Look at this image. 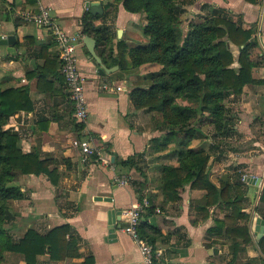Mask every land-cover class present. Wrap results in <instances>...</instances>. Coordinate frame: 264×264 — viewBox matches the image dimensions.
Instances as JSON below:
<instances>
[{
  "label": "crops",
  "instance_id": "0c3cea01",
  "mask_svg": "<svg viewBox=\"0 0 264 264\" xmlns=\"http://www.w3.org/2000/svg\"><path fill=\"white\" fill-rule=\"evenodd\" d=\"M203 3L232 11L234 20L240 18L244 27L253 28L260 40V54H264V0H184L182 8L189 21H202ZM40 5L50 7L67 31L83 35L78 60L86 78L89 115L82 124L74 118L66 83L50 73L60 72L51 31L20 15L22 10ZM87 12L98 15L94 23L108 29L101 43L82 32L88 23L83 20ZM145 23V12L128 11L122 2L113 0H0V86H28L33 101L32 110L12 116L7 127L21 133L25 151L52 158L51 168L57 167L60 173L58 185L45 174L21 175L17 183L27 191V198L15 201V218L43 232L69 223L80 237L83 255L93 254L95 264H144L136 241L123 231L126 219L122 210L147 197L149 206L155 208L145 209L141 220L148 222L149 231H161L154 243L158 264H227L232 258L229 241L208 230L229 209L222 203L209 206V215L204 218L197 206L205 190L192 189L189 184L179 200L164 201L162 165H176V146L168 140L160 116L135 108L131 98L135 87L150 86V73L159 71L161 65L154 62L123 68L118 62L120 41L130 46L148 42L143 33ZM86 37L96 40L95 51L111 71L100 72L101 64L89 51ZM230 46L237 57L238 48ZM44 65L49 68L46 79L54 82L53 90L40 87L38 72L30 76ZM252 75L257 82L246 84L240 94H230L225 100L232 133L216 134L214 126L206 123L191 141V147L209 152L208 171L217 185L221 181L240 183L244 190L242 211L249 213V219L239 222L249 225L253 241L238 252L234 264L264 258L259 245L264 225L257 222L264 220V204L258 206L264 188V63L254 67ZM78 138L88 139L99 153L84 159L81 148L73 144ZM154 138L167 139V146L160 148ZM136 154L142 171L117 162L118 157ZM125 173L134 181L119 185L115 178ZM257 177L262 178L260 183Z\"/></svg>",
  "mask_w": 264,
  "mask_h": 264
},
{
  "label": "trees",
  "instance_id": "16d2710c",
  "mask_svg": "<svg viewBox=\"0 0 264 264\" xmlns=\"http://www.w3.org/2000/svg\"><path fill=\"white\" fill-rule=\"evenodd\" d=\"M113 1L122 2L128 11L146 14L143 33L148 42L130 46L124 40L120 41V65L123 68H136L154 62L161 65L159 71L150 73L148 88L135 87L131 91L135 108H146L160 114L168 140L175 143L174 138L178 134L183 136L175 149L176 165H162L164 201L179 200L180 192L189 184L192 189L205 190L197 206L204 218L209 215V206L218 203L226 206L229 212L223 218H217L208 233L229 241L232 258L227 264H234L238 252L253 241L249 225L239 222V219H249V213L242 211L244 190H241L240 183L221 181L217 185L208 171L209 152L203 147H191V141L206 123L212 124L217 134L228 133L234 128L225 100L230 94H240L246 84L258 81L253 77L252 70L264 63L260 40L253 28L244 27L240 18L234 20L232 11L220 6L203 3L202 21H191L188 31L183 33L179 23L184 0ZM247 1L256 3L258 0ZM97 18L98 15L87 12L83 20L87 19L88 23L82 32L101 43L106 40L108 29L96 25L94 20ZM230 44L238 48L237 57ZM126 54L127 58L124 57ZM236 62L238 66H234ZM47 70V66H41L30 76L38 72L40 87L53 90L54 82L46 79ZM50 73L65 83L58 70ZM178 99L189 100L190 103H179ZM32 108L28 86H0V264L5 252L20 255L25 264H95L93 254L83 255L80 237L69 223L54 226L45 232L31 226L18 239L13 238L6 227L7 222L15 218L8 201L27 198L26 190L17 183L21 175L45 174L53 184L59 183L57 167L51 168L54 160L40 157L37 151H25L21 133L7 127L12 116ZM153 140L160 142V148H165L168 143L167 139ZM137 155L118 157L117 162L123 167H135L142 171ZM263 204L264 188L258 206ZM153 207L150 205L147 208ZM143 216L144 213L141 218ZM147 225L148 222L142 219L139 231L154 244L161 231L151 232ZM259 245L264 253V237ZM41 256H48L47 262L42 261ZM75 258L84 259L79 263L69 261ZM260 259L252 257L243 264H259L264 261V258Z\"/></svg>",
  "mask_w": 264,
  "mask_h": 264
},
{
  "label": "built area",
  "instance_id": "2783aa9c",
  "mask_svg": "<svg viewBox=\"0 0 264 264\" xmlns=\"http://www.w3.org/2000/svg\"><path fill=\"white\" fill-rule=\"evenodd\" d=\"M51 10L48 6L40 5L36 9H24L20 15L24 20L51 31L58 48L61 61L60 72L65 79L69 98L73 105L74 118L77 123L82 124L87 121L89 115L86 99V78L80 70L78 60V49L84 43L83 35L67 31L56 21ZM73 144L81 148L84 159H89L95 153H99V149L86 138L75 139ZM115 180L119 185H128L134 181L133 177L126 173L120 174ZM149 204L148 198L144 197L122 210V215L126 219L123 231L131 235L136 241L144 264H158L154 244L144 238L139 231L142 213Z\"/></svg>",
  "mask_w": 264,
  "mask_h": 264
},
{
  "label": "rangeland",
  "instance_id": "374dc122",
  "mask_svg": "<svg viewBox=\"0 0 264 264\" xmlns=\"http://www.w3.org/2000/svg\"><path fill=\"white\" fill-rule=\"evenodd\" d=\"M186 14L187 13L183 12V13H181V16H180L179 26H180L181 30L183 31V33H186L188 31L189 23L191 22V21H189V18L186 17ZM194 22H196V21H194ZM178 102L183 103V104H189L190 103L189 100H183V99H178ZM157 115H159L161 117L160 114H157ZM232 130H230L228 133H232ZM213 131H215V133H216V130L213 129ZM181 136H182V133L178 134L177 138L176 137L174 138L175 146H177L178 140L180 139ZM226 143L227 144L229 143V146H230V142H226ZM234 143L236 144V141H234ZM17 200H21V199H17ZM17 200L12 199V200L8 201L9 208L14 215H15L14 211L16 209L15 201H17ZM6 227L8 228V231L13 236V238L18 239L20 236H22L24 234V232L28 228V222L23 221V220L19 221L17 218H13L11 221L7 222ZM44 257H47V256H44ZM47 260L48 259H42V261H47ZM1 264H25V262L22 260V257L20 255L10 253V252H5L4 257L1 261Z\"/></svg>",
  "mask_w": 264,
  "mask_h": 264
},
{
  "label": "water",
  "instance_id": "95a60500",
  "mask_svg": "<svg viewBox=\"0 0 264 264\" xmlns=\"http://www.w3.org/2000/svg\"><path fill=\"white\" fill-rule=\"evenodd\" d=\"M84 41H85V43H86V45H87V47H88V49H89V51L91 52V54L93 55V57L98 61V63H100L101 64V71L100 72H104V73H106V72H109V71H111V69H108V68H106L105 66H104V64L102 63V60H101V58L97 55V53H96V51H95V45H96V40L95 39H93V38H90V37H86L85 39H84ZM261 180H262V178H260V177H257V179H256V181H258V183H260L261 182ZM257 222L259 223V225H264V220L263 219H258L257 220ZM264 228V227H263ZM262 230V232H264V229H261Z\"/></svg>",
  "mask_w": 264,
  "mask_h": 264
}]
</instances>
